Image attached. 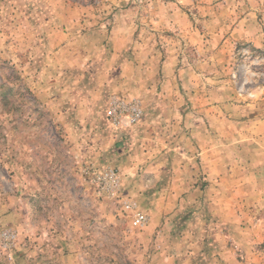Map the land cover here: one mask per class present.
<instances>
[{
  "label": "rangeland",
  "instance_id": "374dc122",
  "mask_svg": "<svg viewBox=\"0 0 264 264\" xmlns=\"http://www.w3.org/2000/svg\"><path fill=\"white\" fill-rule=\"evenodd\" d=\"M218 260L264 264V0H0V264Z\"/></svg>",
  "mask_w": 264,
  "mask_h": 264
},
{
  "label": "built area",
  "instance_id": "2783aa9c",
  "mask_svg": "<svg viewBox=\"0 0 264 264\" xmlns=\"http://www.w3.org/2000/svg\"><path fill=\"white\" fill-rule=\"evenodd\" d=\"M110 126L116 132L128 131L140 124L145 116L143 107L138 101L127 100L120 97H112L106 110ZM102 190L108 193H117L121 189V177L114 169L106 170L99 178ZM124 207L127 211H134L135 205L125 201ZM148 218L145 214L135 211L133 225L137 228L145 227Z\"/></svg>",
  "mask_w": 264,
  "mask_h": 264
},
{
  "label": "crops",
  "instance_id": "0c3cea01",
  "mask_svg": "<svg viewBox=\"0 0 264 264\" xmlns=\"http://www.w3.org/2000/svg\"><path fill=\"white\" fill-rule=\"evenodd\" d=\"M79 109H81L82 110V116H80V121H82V122H87V121H89L90 120V118H91V114L93 113V109H92V107L91 106H89V105H85V106H83V105H80L79 107H78ZM86 114V115H85ZM88 118V119H87ZM86 119H87V121H86ZM126 132V133H125ZM130 130L129 131H124V134H130ZM129 169H131V168H129ZM214 264H235V262H233V261H224V260H222V261H217V263H214Z\"/></svg>",
  "mask_w": 264,
  "mask_h": 264
}]
</instances>
